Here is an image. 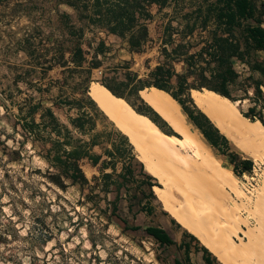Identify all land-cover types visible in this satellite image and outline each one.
<instances>
[{
    "label": "rangeland",
    "instance_id": "rangeland-1",
    "mask_svg": "<svg viewBox=\"0 0 264 264\" xmlns=\"http://www.w3.org/2000/svg\"><path fill=\"white\" fill-rule=\"evenodd\" d=\"M197 1L185 0L181 4L183 12L191 10ZM152 9L156 14L149 26L152 40L145 46L146 51L129 56L124 51L122 38L109 35L86 18L80 20L79 12L63 0L0 1V264H97L95 256L100 257V264H172L175 257L182 256L175 246L164 251L151 237L128 234L113 214V205H109L110 201H115L116 212L126 217L129 225L137 223L130 208L140 209L136 201V181L130 176L125 179L121 176L128 163L132 164L137 179L142 170L140 160L143 161L146 169L162 184L150 169L159 173L151 155L130 129L131 123L138 124L144 119L130 109L131 105L124 98L105 95L98 88L105 75H113L114 67L119 66L120 77L126 70L122 66L126 64L130 71L147 77L157 65L164 63L161 54L163 30L169 20L165 15L171 10L167 8L157 14V7ZM86 13L91 14L90 11ZM179 23V20L172 21L174 27H181ZM80 28H83V35L78 38L75 32ZM174 37L178 42L179 36L175 34ZM78 42L86 56L82 65L73 58ZM100 42H104L107 49L98 56L102 66L91 68L92 53ZM256 58L264 61V51H258ZM173 65L179 72L184 70L182 61H175ZM235 66L240 73L239 80L245 81L251 73L249 65L237 61ZM254 75L262 79L259 73ZM151 88L156 87L145 90ZM197 92L192 91L194 100L185 101L191 110L196 109L195 104L200 108ZM189 93L191 97V91ZM244 93L243 90L234 92L238 97ZM248 95H253L250 85ZM249 96L234 102L233 110L246 113L254 105ZM206 98L202 99L204 105ZM134 101L139 107L143 105ZM49 110L55 111V118L50 116ZM207 115L222 133L233 139L229 148L240 153L241 158L253 161L250 171L236 173L230 168L229 156L212 150L204 141L209 155L200 156L201 167L213 183L226 187L221 194L231 203L228 211L235 205L231 215L218 228L219 236L216 235L223 242L221 250L226 258L182 214L183 210L191 213L186 198L163 175L169 184L163 182L161 185L156 180L158 186L154 191L159 197L156 205L164 208L163 203H167L170 212L165 207L167 211L186 228L191 232L197 228L200 235L197 231L193 233L201 238V246L207 245L212 251L216 264H252L249 256L252 247H264V228L256 218L264 216V148L229 123L224 126L219 119L218 122ZM52 119L57 120L52 123ZM165 123L178 135L168 134L170 137L186 142L169 122ZM255 123L248 119V124ZM136 141L150 163L144 160ZM58 144L61 155L73 149L88 153L79 161L88 183L71 185L66 180L69 185L63 189L50 178V173L57 169L49 159H54ZM16 150L19 156L14 153ZM93 156L99 157L97 163L91 160ZM153 197L155 200L154 194ZM177 210L180 218L175 213ZM138 220L160 221L148 217ZM234 227L237 228L231 234L234 244L243 247L242 244L252 242L253 245L244 251L239 248L243 251L239 256L227 254L223 246L228 238L222 229ZM172 235L179 240V235L174 232ZM61 250L68 255L61 256ZM193 259V264H204L202 253L193 255Z\"/></svg>",
    "mask_w": 264,
    "mask_h": 264
},
{
    "label": "trees",
    "instance_id": "trees-1",
    "mask_svg": "<svg viewBox=\"0 0 264 264\" xmlns=\"http://www.w3.org/2000/svg\"><path fill=\"white\" fill-rule=\"evenodd\" d=\"M63 1L79 12L80 20L86 18L93 25L103 28L108 34H115L123 38L128 42L131 51L139 53L146 51L145 46L152 40L149 26L156 17V14L151 10L152 5L157 4L159 6L158 13H162L165 7L175 2L176 10L171 14L163 30L161 54L164 57V63L157 65L147 77H140L137 72L130 71L127 64L122 66L126 70L120 77L118 75L119 66L114 67L113 75H105L100 80L102 84L98 85V88L105 95H112L120 100L125 98L135 108L129 106L130 109L139 112L138 114L147 121L151 118L167 135L178 136L177 133L166 127L165 121L161 122L160 116L145 102V97L154 92L180 109H182V105L190 120L201 130L207 140L223 154L229 156L236 173L248 172L252 169L253 161L241 158L239 154L231 151L228 139L205 113L219 122L213 108L222 107L233 110V107L230 106L234 104L232 101L242 100L245 98L244 96H249L250 85L253 95L249 97L254 105L249 107L245 115L253 121L260 120L264 124V61L256 58L258 51H264V26L262 25L264 0H198L187 12H183L181 5L185 0ZM88 11L91 14L88 15L86 13ZM65 16L71 18L70 15ZM173 20H179L181 27H174ZM175 34L180 38L178 43H176ZM75 35L81 38L83 28L78 29ZM73 50L75 62L82 65L86 56L81 44L78 42ZM106 50L104 42H100L92 53L91 68L102 66V61L98 59V56L104 54ZM175 61L183 62L184 70L182 72L175 69L173 65ZM237 61L249 65L251 73L245 78V81L239 80L240 73L235 66ZM255 73H259L262 79L255 78ZM249 80L251 82L248 85L246 83ZM150 87L156 88L145 90ZM191 89H198L193 92L199 91L196 94V100L205 113L197 108L191 110L186 105V100H193L189 93ZM238 90H243L245 95L242 97L235 95L234 92ZM140 91L144 99L140 96ZM203 97H207L205 105ZM134 100L140 101L143 105L137 106ZM177 100L181 105L175 102ZM49 114L55 118L51 110H49ZM56 120L52 119V123ZM23 127H25V123H23ZM170 138L181 141V138ZM60 149V144L55 146L54 159H49L51 165L57 169L55 173H50V178L63 189L69 185L66 180H69L71 185L88 183V178L79 163L83 156H88V153L73 149L61 155ZM14 153L19 156V151L16 150ZM98 159V156L91 157L93 163H97ZM144 160L146 163L148 162L145 156ZM135 174L132 164L128 163L121 176L124 179L130 176L132 180L136 181ZM160 181L162 184L163 182L166 184L161 178ZM149 184L152 183L149 182ZM150 195L153 196V191L150 192ZM114 202H109L110 206L113 205L112 212L124 225L123 229L128 234L151 237L164 251L175 246L178 251L183 253L182 258L175 257L172 264H193L191 261L193 246L197 251L203 252L204 264H216V257L208 248L201 246L199 239L195 236L186 235L181 244H178L162 227L129 225V220L116 212L117 205ZM175 213L179 215L177 211ZM109 218L112 219V217ZM195 229L200 235V231ZM0 238L2 239V235ZM50 238V236L47 237L48 240ZM93 245H95L94 241ZM72 252L73 250L69 254ZM59 254L61 256L68 255L63 250L59 251ZM95 258L97 264H100V257L95 256Z\"/></svg>",
    "mask_w": 264,
    "mask_h": 264
},
{
    "label": "bare ground",
    "instance_id": "bare-ground-1",
    "mask_svg": "<svg viewBox=\"0 0 264 264\" xmlns=\"http://www.w3.org/2000/svg\"><path fill=\"white\" fill-rule=\"evenodd\" d=\"M148 102L183 136L186 142L174 141L165 133L155 129L143 120H140L138 124L131 123L130 129L146 151L151 155L152 161L159 173L167 178L176 190L186 198L191 213H187L183 210L182 214L186 216L192 224L198 227L201 231V235L206 237V240L221 256L225 257L221 250L223 242L220 241L218 237V228L222 227L225 219L231 215L235 205L234 207L232 206L233 209L232 211L230 210L231 212L228 211L229 206L231 207V203L226 201L224 195L222 196L221 194L226 187L213 183L210 175L205 173L201 167L203 163L199 161L200 156L209 153V151L206 150L207 148L204 140L200 136L201 132L188 122L187 116L182 109L170 104L158 94L152 92L150 96H148ZM213 110L221 124L224 123V126H226L229 123L231 127L249 136L259 147L264 148V126L257 122L253 125L248 124V119L246 117L232 109L214 107ZM215 185L220 188H215ZM229 195L231 196V193H228V196ZM256 218L258 219L260 227L263 229L264 216L263 218ZM248 222H250V220H248ZM222 230H224V235L228 238L225 239L227 242L223 245L225 246V252H227V254L239 256L245 248L248 249L251 247L252 242H248L249 244H242L243 247L234 244L231 234L234 233L233 231H237V228ZM216 235H218V238ZM239 248L241 250L243 249V251ZM258 248L259 249H256L255 246H253L252 254H249V256L251 255L250 258L253 259L252 264H257V261H259L258 264H264V247L258 246ZM250 250L251 249H249V251Z\"/></svg>",
    "mask_w": 264,
    "mask_h": 264
},
{
    "label": "crops",
    "instance_id": "crops-1",
    "mask_svg": "<svg viewBox=\"0 0 264 264\" xmlns=\"http://www.w3.org/2000/svg\"><path fill=\"white\" fill-rule=\"evenodd\" d=\"M182 4V3H181ZM176 6H177V4L175 3V2H172L171 4H169L167 7H165L164 8V10L165 9H167V8H170V10L171 11H169V13H168V19L170 18V16H171V14L176 10ZM154 7H157V11L159 10V6L157 5V4H153L152 5V7H151V10H153L152 8H154ZM163 10V11H164ZM173 10V11H172ZM162 11V12H163ZM155 14V13H154ZM157 14H159L158 12H157ZM109 35H114V36H117V35H115V34H109ZM117 37H119V36H117ZM121 38V37H120ZM123 39V38H122ZM124 40V39H123ZM180 41V39H178V42ZM178 42H176V43H178ZM125 46H124V51H125V53H127V54H129V56H132V55H135L137 52L136 51H131L130 49H129V44H128V42L126 41V40H124V43H123ZM100 82V81H99ZM101 83V82H100ZM102 84V83H101ZM146 89V88H145ZM193 90H198V89H191L190 91H191V97H192V91ZM142 91V90H141ZM141 91H140V96H141ZM115 95V94H114ZM171 95V94H170ZM147 96V95H146ZM172 96V95H171ZM119 97V96H118ZM142 97V96H141ZM173 97V96H172ZM123 98V97H122ZM143 98V97H142ZM125 99V98H124ZM169 99V98H168ZM175 99V98H174ZM192 99H193V97H192ZM93 100V99H92ZM126 100V99H125ZM145 100H146V97H145ZM144 100V101H145ZM171 100V99H170ZM194 100V99H193ZM94 101V100H93ZM127 101V100H126ZM174 101V100H173ZM178 101V100H177ZM176 101V102H177ZM210 101V100H209ZM208 101V102H209ZM237 101H241V100H237ZM237 101H232L233 103L234 102H237ZM95 102V101H94ZM128 102V101H127ZM145 102H147V101H145ZM179 102V101H178ZM177 102V103H178ZM129 103V102H128ZM148 103V102H147ZM195 103V102H194ZM96 104V103H95ZM130 104V103H129ZM149 104V103H148ZM180 104V103H179ZM228 104V103H227ZM97 105V104H96ZM131 105V104H130ZM150 105V104H149ZM181 105V104H180ZM230 105V104H229ZM98 106V105H97ZM132 106V105H131ZM151 106V105H150ZM231 106V105H230ZM99 107V106H98ZM133 107V106H132ZM152 107V106H151ZM181 107H182V109H183V106L181 105ZM195 107L197 108V109H199V110H201L196 104H195ZM134 108V107H133ZM153 108V107H152ZM99 109H100V107H99ZM135 109V108H134ZM154 109V108H153ZM101 110V109H100ZM133 110V109H132ZM102 111V110H101ZM133 111H135V110H133ZM154 111L160 116V119L161 120H164V121H166V122H168L166 119H164L155 109H154ZM183 111H184V113L186 114V116H187V119H188V122H190L193 126H195L197 129H199L191 120H190V118H189V116H188V114L185 112V110L183 109ZM202 111V110H201ZM52 112L54 113V115H56V113H55V111H53L52 110ZM104 112V111H103ZM136 112V111H135ZM203 112V111H202ZM139 113V112H138ZM137 113V114H138ZM205 113V112H204ZM105 114V113H104ZM140 114H142V113H140ZM206 114V113H205ZM243 114V116L244 117H246L247 119H249V121H251V122H257V120H255V121H253V120H250V118L249 117H247L246 115H245V113H242ZM106 115V114H105ZM139 115V114H138ZM143 115H145V114H143ZM207 115V114H206ZM107 116V115H106ZM140 116V115H139ZM208 116V115H207ZM108 117V116H107ZM149 117V116H148ZM109 118V117H108ZM143 118V117H142ZM150 118V117H149ZM110 119V118H109ZM144 119V118H143ZM210 119V118H209ZM149 120V119H148ZM144 121L146 122V123H148L149 125H151V126H154V127H156V128H158L159 130H161L163 133H165L166 135H167V133L166 132H164L162 129H160L159 128V126H158V124L156 123V122H154V121H152V120H149V121H147V120H145L144 119ZM150 121H152V122H150ZM260 121V120H259ZM257 123H259V124H261L260 122H257ZM157 125V126H156ZM262 126H264V124L262 123L261 124ZM219 128V127H218ZM199 131L201 132V130L199 129ZM128 132V131H127ZM129 133V132H128ZM222 133V132H221ZM130 134V133H129ZM223 135H225V137L228 139V141H229V145L231 146L232 145V143H231V140H233L232 138H230V137H228V135H227V133H222ZM131 135V134H130ZM169 135H174V134H169ZM132 136V135H131ZM168 136V135H167ZM133 137V136H132ZM169 137V136H168ZM201 137H202V139L207 143V144H209V146L210 147H212L211 149L212 150H214V151H217L218 150V152H221L218 148H216V147H214L208 140H207V138L203 135V133L201 132ZM134 138V137H133ZM135 139V138H134ZM172 139V138H171ZM136 140V139H135ZM130 141H131V143L134 145V143L132 142V140L130 139ZM175 141V140H174ZM137 142V141H136ZM178 142V141H177ZM138 143V142H137ZM254 143L256 144V142L254 141ZM139 144V143H138ZM135 146V145H134ZM259 146V145H258ZM139 149H140V151H141V153L146 157V159H147V161L150 163V161H149V159H148V157L144 154V152H143V150L141 149V147H140V144H139ZM231 151H232V149H230ZM222 153V152H221ZM236 153L237 154H239V155H241L240 153H238L237 151H236ZM223 154V153H222ZM254 154V153H253ZM225 155V154H224ZM138 156V155H137ZM225 156H227V155H225ZM254 156H256L255 154H254ZM228 157V156H227ZM228 159H229V157H228ZM140 160V159H139ZM147 162V163H148ZM229 162H230V168L233 170L234 169V164L230 161V159H229ZM140 167H141V171H139V175H138V178L136 179V184H137V189H138V195H137V199H136V201H137V204L140 206V209L139 210H137V211H134L133 209H132V207L133 206H130V208H131V211L133 212V215H132V217L135 219V221L137 222L136 224H139V225H142L143 227H146V226H148V225H156V226H158V227H162V228H164L171 236H172V238H173V235H172V233L174 232V233H176L177 235H179V240L178 239H175V238H173L178 244H181V242L183 241V239H184V237L186 236V235H193V236H195L196 238H198L199 240L201 239V238H199L195 233H196V231H194L193 229H192V231L193 232H195V233H193V232H191L188 228H186L182 223H180L173 215H171L169 212H170V208H168V204L167 203H163L164 205H165V207L166 208H168L169 209V212L167 211V209L164 207H158L157 205H156V203L158 202L157 201V198H159L158 196H157V194L155 193V191H154V187L155 186H158V184L156 183V180L158 181V179L153 175V174H151L147 169H146V167H145V164H144V162L143 161H141L140 160ZM153 167V166H152ZM154 168V167H153ZM157 176H159L161 179H163L165 182H166V185L168 186V181L161 175V174H159V173H156L152 168H150ZM155 169V168H154ZM136 177H137V175H136ZM149 182H151L152 184L150 185L149 184ZM159 182V181H158ZM160 183V182H159ZM161 184V183H160ZM162 185V184H161ZM147 189L149 190V191H147ZM151 190L153 191V194L156 196L155 197V200H152V199H154V197L152 196V195H150V192H151ZM153 197V198H152ZM160 200V199H159ZM154 201H155V203H154ZM161 201V200H160ZM132 202V201H131ZM169 204H170V206H171V208H173L172 207V205H171V203L170 202H168ZM177 212H178V210H177ZM179 213V212H178ZM145 217L147 218H153V219H160V221H159V223H145V222H140V220H138V219H140V218H143V220L145 219ZM178 217H179V215H178ZM180 218V217H179ZM184 226V227H183ZM205 247L206 248H208L209 249V247L207 246V245H205ZM209 251L210 252H212L210 249H209ZM199 253H202V256H203V252L202 251H197L196 249H195V247L193 246L192 247V251H191V261L193 262V255H196V254H199ZM213 254V253H212ZM182 256H183V253H182ZM182 256H178L179 258H182ZM203 258V257H202Z\"/></svg>",
    "mask_w": 264,
    "mask_h": 264
}]
</instances>
